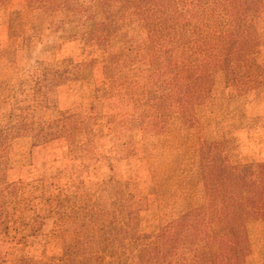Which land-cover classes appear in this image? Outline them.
I'll use <instances>...</instances> for the list:
<instances>
[{
	"label": "rangeland",
	"instance_id": "374dc122",
	"mask_svg": "<svg viewBox=\"0 0 264 264\" xmlns=\"http://www.w3.org/2000/svg\"><path fill=\"white\" fill-rule=\"evenodd\" d=\"M244 171L264 0H0V264H264V199L209 243Z\"/></svg>",
	"mask_w": 264,
	"mask_h": 264
},
{
	"label": "trees",
	"instance_id": "16d2710c",
	"mask_svg": "<svg viewBox=\"0 0 264 264\" xmlns=\"http://www.w3.org/2000/svg\"><path fill=\"white\" fill-rule=\"evenodd\" d=\"M248 174L244 171L216 192L217 201L218 196L223 198L224 208L209 205L210 222L214 224L211 227L209 243L217 239L231 238L239 245L244 238L245 223L251 217L249 215L257 209L260 200L264 199V190L256 185V181L247 179ZM185 221L186 219L182 220L180 225Z\"/></svg>",
	"mask_w": 264,
	"mask_h": 264
}]
</instances>
